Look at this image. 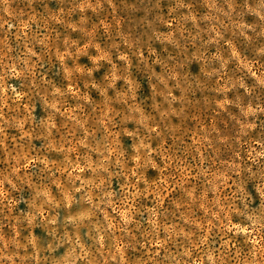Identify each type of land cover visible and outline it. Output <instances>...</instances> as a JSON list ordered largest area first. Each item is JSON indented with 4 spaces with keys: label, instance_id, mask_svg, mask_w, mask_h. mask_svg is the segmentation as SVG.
Returning a JSON list of instances; mask_svg holds the SVG:
<instances>
[{
    "label": "rangeland",
    "instance_id": "rangeland-1",
    "mask_svg": "<svg viewBox=\"0 0 264 264\" xmlns=\"http://www.w3.org/2000/svg\"><path fill=\"white\" fill-rule=\"evenodd\" d=\"M0 264H264V0H0Z\"/></svg>",
    "mask_w": 264,
    "mask_h": 264
}]
</instances>
